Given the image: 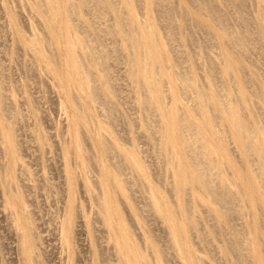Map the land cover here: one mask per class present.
<instances>
[{"label": "rangeland", "instance_id": "rangeland-1", "mask_svg": "<svg viewBox=\"0 0 264 264\" xmlns=\"http://www.w3.org/2000/svg\"><path fill=\"white\" fill-rule=\"evenodd\" d=\"M114 1L126 21L125 31L120 32L119 37L105 30L109 25H115L111 15L92 3L88 4L90 12L84 15L92 26L87 29H83L75 18L61 15V23L66 24L69 20L73 34L84 42L88 57L90 52L93 53L100 64L96 69L86 62L80 65V59L76 65L65 64L63 25L58 32L55 63L63 65L60 67L65 69V78L74 80V87L69 90L62 86L56 75L53 53L43 48L47 61L37 66L33 47L19 38V35H30V26L41 36L48 29L45 18L32 9L35 0H0V88L3 89L4 100L9 102L5 101L3 108L0 105V146L5 132H11L16 138L18 152L14 163L10 158H4V151L0 152V264H132L123 248L124 236L129 237L132 245L141 248L144 254L142 264H153L156 258L160 264L183 262L175 239L167 237L156 227L143 202L147 197L152 198L145 180L156 189L154 193L160 194L167 204L170 202L166 183L172 178L166 176L162 147L157 139L159 135L153 131L159 128L160 116L167 120L164 110L169 109L173 118H179L186 110L193 109L197 90H207L206 82H214L223 105L228 102L224 92L227 87L235 96L237 88L233 82L223 83L222 71L227 62L225 50L217 36L200 25V21L208 19L209 12L197 6L194 0H166L163 6L153 4L152 0H132L136 23L130 21L129 8ZM72 2L79 3L78 0ZM243 2L242 6L226 0L210 1L216 4L217 8L213 10H224L227 26L241 32L245 29L243 18L264 15V0ZM22 11L27 21L22 19ZM260 22V29L264 32V20ZM250 27L249 44L237 49L233 57L242 60L245 69L235 71V74L246 82L249 97L247 110H240L238 116L245 117L249 126L257 131L264 128V103L256 96V86L251 85V74H256L260 86L264 87V38H260L255 23ZM11 31L15 32L14 36H10ZM148 36L155 37L163 54L162 62L153 60L146 44ZM126 55L131 61L140 60L149 66L147 72L152 74L151 83L159 89L162 97H167L163 103L151 105L153 91L130 80ZM39 67H43L42 73L34 75ZM96 70L100 80L106 82L102 91L112 94L110 105H104L100 92H93L97 84L94 79ZM78 75L80 78L76 79ZM41 79L46 80L49 86L55 85L64 111L53 107L49 101L48 85ZM153 97L157 99L156 95ZM100 105L104 115L99 114ZM73 107L80 113L78 127L75 126ZM28 109L33 110V117H30ZM208 111L212 112V109ZM83 115L85 120L82 121ZM193 118L203 124L200 118ZM211 119L215 130L226 140L225 162H220L223 167L220 174L213 172L214 182H226L228 192L236 199L223 211L229 216L227 223L220 224L215 218L206 216L205 209L194 203L207 201L208 197L198 199L197 193L187 188L182 190L178 203L180 213H185L183 207H187L190 214V219L182 222L188 245L202 264H241L237 258L240 251L234 242L249 239L264 264V233H261L264 210L254 206L245 187L241 186V191L233 184L240 179L235 175L241 166L248 173L259 174L257 158L252 155L249 161L245 159L225 124L213 116ZM41 137L45 139L42 150L37 146ZM191 138L196 148L200 146L196 135H191ZM103 142L112 148L110 154L104 152ZM57 143L61 152L55 150ZM80 145L90 160L83 158L81 152V158L76 155L75 148L80 149ZM46 148L49 152L45 151ZM200 148H197L199 153ZM212 150L215 155H220V152ZM127 151L137 154L146 177L136 176L125 153ZM68 153L71 154L66 160ZM180 154L181 166L188 170V153L183 151ZM118 164L126 167V170H117L118 177L125 180L129 177L136 183L135 189L130 190L128 185L126 192L119 193L108 188L112 184L106 172L115 175L114 169ZM65 168H70L67 178H64ZM260 188L264 192V183ZM95 194L109 200L113 209L121 208V214H115L111 232L104 231L106 223L95 214L101 208L93 198ZM64 203H70V206ZM79 214L84 221L83 233L78 232ZM64 218L70 221L67 237H63L60 230ZM139 230L141 232L138 233ZM255 237L260 239L261 246L255 244ZM145 244L152 250L148 251Z\"/></svg>", "mask_w": 264, "mask_h": 264}, {"label": "bare ground", "instance_id": "bare-ground-1", "mask_svg": "<svg viewBox=\"0 0 264 264\" xmlns=\"http://www.w3.org/2000/svg\"><path fill=\"white\" fill-rule=\"evenodd\" d=\"M78 1L79 3L77 4L72 2V0H35L32 9L35 10L37 14L45 18L48 29L41 36L39 33H37V30L30 26V35L28 37L19 35V38H22L23 42L25 41L26 43H30L34 51L36 52L35 62L37 66H39L40 63L47 61V57L44 55L45 53L43 52V48H48L53 53L54 60L52 63H54V65L56 66V75L62 82V86L69 90L74 87V80L65 78V69L63 67H60L63 65H60V62L55 63V60L57 59L55 50L59 47L58 32L63 25V35L65 37L63 50L67 55L65 64L76 65L78 63V59H80V65L86 62L89 67H93L95 69L98 68L100 64L99 61L96 60L94 56H92L94 55L93 53L90 52L88 57L87 50H85L84 48V42H80V38L73 34V26L71 23H69V20L66 21V24L61 23V15L66 14V17L68 19L75 18L78 24L79 22L82 24V26L84 27L83 29H87L88 27L92 26L84 19V15L90 12V6H88V4L92 3L96 7H98V9L100 8L102 10H105L106 13H109L111 15L115 25L114 27L113 25H109L105 29L106 31H108V33L111 32L113 36L119 37V33L125 31L126 24V21H124L122 13L116 6L114 0ZM116 1L121 4L123 3L127 8H129L130 21L136 23L135 8L132 5V0ZM152 1H154L153 4L161 6L166 3V0ZM210 1L211 0H194V2L198 4L197 6H199L206 12H209L208 19L206 21H200V25L207 30L209 29L210 32L215 34L220 40L221 46H223V49L225 50L224 55L227 60L226 65L222 71V74H224L223 83L233 82L235 84V88H237V95L235 96L227 87V90L224 92L227 96L228 102L227 104L223 105L220 92L218 89H216L214 82H206L205 87L207 90H197V96L195 98L196 106L193 109L186 110L184 115L178 116L179 118H173L172 112L169 109L164 110L167 114V120L163 119L160 116L158 124L159 128L156 131L154 130L153 133L159 135L157 139L158 144L160 145V147H162L161 157H163L162 160L165 161V172L167 173L166 176L169 175L168 178H172V180L166 183L167 189L170 191V202L167 204L160 194L154 193L153 190L156 189L154 187L151 188L148 180H145L152 194V198L147 197V199H143V202L147 208V215L149 214L151 216L150 218H153L152 220L156 227L165 232L167 234V237H173L175 239L176 244L177 246H179L180 252L183 255V262L179 261L177 259V256L174 255V257L178 260L176 262L177 264H202L196 252L192 251L191 247L188 245L186 232L182 227V222L188 218L190 219V214H188L187 212V207H183L185 213L179 212L180 204L178 203V201L179 198L181 199L183 195L182 190L185 191L187 188L191 190L190 192L197 193L199 195L198 199L208 197L209 200H202V204L199 202L200 200L195 201L194 203H196L198 207L205 209L203 210V212L205 211L204 213L206 216L215 218L220 224H223L222 222H224L225 224L227 223V219L229 216L225 215L223 211L234 201V199H236L228 192V188H226V182L223 183L222 181H220L219 184H216L214 182L213 172L215 171L220 174L219 171L223 169L220 162H225L226 140L218 131L215 130L211 116L215 117L216 119H220L221 122L225 124L227 131H229V134L233 137L232 140L235 142V145H237V147L242 150L245 159L249 161L250 156H256L259 174L254 175L253 173H248L246 168H243L241 166L240 169H236L235 175V177L237 176L240 179L237 181V183L233 182V184L240 190L242 189V187H245L248 196L251 195L250 199L253 201L254 206L260 207L261 209L263 208L262 210H264V192L260 188L261 183H264V128H259L257 131H255L251 126H249L245 117L238 116L240 110H247L248 107L246 106L248 105L249 97L246 94V82L244 83V80L237 77L235 74V71L237 72L239 70L245 69L242 66V60L240 58L236 59L233 57V53L237 49H240L244 45L249 44L250 34H252L249 29L251 28L250 26L252 25V23H255L257 31H259L260 33V38H264V32L260 29V21L264 20V15L262 16L260 14L252 18H243L245 22V29L241 32L237 29L234 30L228 27V24L226 23L227 16L224 10L223 12L213 10L217 7H215L216 4H211ZM228 1L234 5H242L244 3V0H226V2ZM207 9H210V11H208ZM62 11L65 12L63 13ZM22 14V19L27 21L24 12ZM9 33L10 36L15 35L14 31H11ZM17 34H19L18 31ZM10 38L12 39V37ZM10 38L8 37V39ZM146 44L150 48V53H152L153 55V60L156 62H162L164 60L163 54L159 50L158 45L155 42V37L148 36L146 38ZM126 59V62L128 63L127 75L130 77V80H132L136 84L139 82L142 83L141 88L152 90L153 96L156 95L157 99H154L153 96L151 97V105L157 106L160 103H163V100H166L167 97H162L160 95L159 89L154 87V85L151 83L153 77L150 72H147V67L149 66L145 63L143 65L140 60L131 61L127 55ZM87 64L85 65L87 66ZM42 69L43 67L35 69L36 72H34V75L42 73ZM94 75H96L94 79H96L97 84L93 87V92L97 94L101 93L103 96L104 105H110L113 100L112 94L110 95V93L108 94L102 91V85L104 87L106 82L104 80H100L101 78L97 70ZM251 77V85L256 86V96L261 100V102L264 103V87L260 86L256 74H251ZM79 78L80 75L76 77V79ZM41 80H43V82L47 83L46 85H48V82L46 80V82L44 81V79ZM78 82L79 84H81L79 80ZM49 85L47 86L49 88V94H51V96L49 95V101L51 100L50 102H52L55 109L57 108V111L62 110V100L55 92V85ZM190 86L191 85H189V87ZM185 88H187L186 85ZM4 98L5 97L3 94V89L0 88L1 108H3V105L5 106V101H7V103L9 104L8 100H4ZM10 102L12 101L10 100ZM23 103L26 105L27 99ZM101 105L99 106V114H102L101 112L103 108H101ZM144 107L147 108L149 106L145 105ZM210 108L212 109V112L208 111ZM28 112L30 114V117L31 115L33 117V110L28 109ZM61 112L62 111H60L59 113L61 114ZM72 112L74 115L75 126L78 127L80 125V113L77 108H74ZM193 117L200 118L203 124H199V122L196 121ZM63 120L64 119H62L61 122ZM83 120H85L84 115L82 117V121ZM64 123L65 122H63L62 124ZM161 125H164V127H162ZM5 133L6 134L3 137V145L0 146V152L4 151L6 153L3 154L4 158H10L14 163L18 159V152L15 144L16 138H14V134H12L11 132ZM190 134L196 135L198 137L199 143H197L201 146V148L199 149L201 153H199V151L197 150V148L200 146H197V148L196 146H194L195 142L193 143V141L191 140L192 138ZM147 136H150V134H148ZM44 140L45 139L43 137L38 139L37 146L40 150L44 149ZM177 144L178 146H176ZM61 146L63 147L62 144ZM103 149L107 154H110L112 152V148L108 145L107 142H103ZM201 149L204 154L202 153ZM212 149L220 152V155H215ZM55 150L61 152L59 143L56 144ZM75 150V153L79 158H81V156L79 155L80 152L83 158L87 157L85 151L82 150L81 145L80 149L75 148ZM45 151L49 152V149L46 148ZM183 151L187 152L189 156L188 170L183 169L180 163V152ZM125 153L128 155L129 160L132 162L131 166L136 176L140 177L143 175L146 177L144 167L142 163L137 159V154L135 152L128 153V151ZM70 154L71 153H68L66 155V160H68ZM112 154H114V152ZM87 158L89 160L91 159L90 157ZM120 168H125L126 170V167H124L123 164H118L114 169L116 172L115 175H112L111 172H106V177L112 184V186H108V188H113L116 192L119 193H122V191L126 192L125 188L127 189L128 185L130 190L132 188L135 189L136 183L134 181H130L129 177L126 180L118 177L117 170ZM134 169H140L141 171H136ZM71 170H75V168H72ZM64 173V178H67L70 174V168H65ZM93 198L97 201L98 205L101 206L100 211L96 212L95 214H97L102 222L104 221L106 223L107 228L104 227V231L107 232V230H109V232H111L113 229L112 222L114 221L115 214H121V208L113 209L109 205V200L101 199L96 194L93 196ZM9 201L11 203L13 202L12 199ZM64 204L70 206V203ZM185 205L190 206V204ZM78 221V232L83 233L84 221H82L80 214L78 215ZM151 222L150 225L152 224ZM69 223L70 221L67 218L61 220L60 230L63 237H67ZM261 229V233H264V227H262ZM192 230L195 232V236L197 237L196 231L193 227ZM139 232L141 231L139 230L138 233ZM55 236L58 239L60 237L57 232H55ZM124 242L125 243L123 244V248H125V251L128 253L129 261L132 264H142L144 254L142 253L141 248L139 249L138 247L132 245L129 241L128 236H124ZM234 244L235 247H237L240 251V255L237 258L241 264H262L259 252L255 249L256 246L255 248H253L252 244L249 242V239L235 241ZM255 244L261 246L260 239L258 237H255ZM139 246L142 247L141 245ZM145 246H147V244H145ZM171 246L173 248L175 247L172 243ZM142 249L144 248L142 247ZM147 249L149 251V249L151 248L147 246ZM153 264H160L159 261H157V258L155 259V262Z\"/></svg>", "mask_w": 264, "mask_h": 264}]
</instances>
